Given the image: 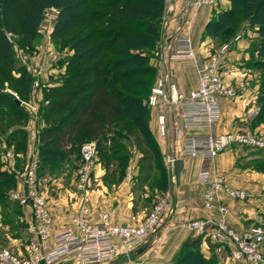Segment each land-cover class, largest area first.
<instances>
[{"label":"trees","instance_id":"16d2710c","mask_svg":"<svg viewBox=\"0 0 264 264\" xmlns=\"http://www.w3.org/2000/svg\"><path fill=\"white\" fill-rule=\"evenodd\" d=\"M229 1L227 8L219 10L218 17H214L215 12L207 21L204 36H214L219 32L224 35L233 33L239 21L247 19L249 23L257 25L259 51L263 53L264 0ZM94 4L101 8L92 7ZM47 6L60 9L53 31L55 34L77 26L76 30L65 36V39H69L66 41H76L73 42L76 50L69 56L67 65L84 64L76 68L73 76L65 75L60 84L47 86L43 92L47 100L42 105L46 125L40 132L37 175L66 159L81 141L95 140L100 157L107 159L114 141L120 142L133 136L149 146L143 154L147 164L140 162L139 166L138 178L143 184L144 180L150 178L154 163L159 170L163 166L160 146L149 126L152 107L147 99L157 75L155 65L149 63L152 57L150 50L160 39L165 0H0V81L9 79V83L13 82L10 87L17 90L21 99L27 97L29 89L26 84H29L31 77L21 65L11 68L16 60L6 35L11 31L28 37L30 42L23 39L32 47L36 42L35 31ZM100 22L105 24L100 31L86 32L87 27ZM96 33L102 40H94L83 47L84 42L93 39ZM106 52L111 55L104 56ZM256 64L262 72L257 97L258 111L254 115L255 122L259 123L264 121V56L257 59ZM10 69H14L18 75L9 74ZM85 75V80L77 77ZM2 87L3 83L0 87V124H3L2 118L12 122L26 120L23 106L17 104L16 97ZM24 137L25 130L20 124L12 127L6 136L9 148L16 157L26 149ZM108 141L110 144H107ZM2 153L0 209L3 212L9 210L6 214H10L9 221L13 224L14 219L22 213V205L8 197L7 190L17 185V179L15 172L6 166L7 161ZM158 158L160 160L156 161ZM254 169L264 173V161ZM166 180V174H162L160 189L166 187ZM200 243V235L185 239L175 253L172 264L205 263L208 258L200 249Z\"/></svg>","mask_w":264,"mask_h":264},{"label":"built area","instance_id":"2783aa9c","mask_svg":"<svg viewBox=\"0 0 264 264\" xmlns=\"http://www.w3.org/2000/svg\"><path fill=\"white\" fill-rule=\"evenodd\" d=\"M202 2L217 6L219 0H194L193 4ZM239 36L235 37L237 39ZM230 42L222 43L215 51L201 53L197 66L198 83L187 92L179 91L165 66L163 50L161 51L159 73L151 86L147 102L149 106H161L158 117V129L161 135L168 130L167 110H175L181 119V127L177 124L174 130L184 129L182 139L183 150L188 155H199L204 161L211 160L220 151L236 146L253 149H264V125L250 127L239 124L231 130L216 133H194L191 130L215 125L221 117L220 96L234 97L238 91L249 84L247 78L238 80L235 84L227 82L222 75ZM196 54L191 46L187 33H180L175 38L174 49L169 58L194 59ZM35 58V57H33ZM24 60L31 57L24 55ZM36 76L34 86L39 85L42 68L31 67ZM10 91V90H9ZM16 98L18 95L11 91ZM25 103L31 121L35 118L36 102ZM258 111L254 104L246 116H253ZM44 123V122H43ZM30 142L27 145V157L21 168L16 167L14 151L7 148L3 153L6 166L15 172L17 185L11 189L10 197L22 206H29L32 219L27 224L31 237L26 246V253L20 255L7 246L0 245V264H100L116 258L118 255L130 256L131 252L141 245L150 233L156 229L160 220L167 212H172L175 194L169 186L152 198L150 209L141 216L131 215L130 222H113L110 218V207L98 213V219L91 218V199L93 181L96 180L95 142L83 141L80 144L79 161L74 172L73 214L69 225L56 230L52 234V244L45 246V237L52 224V214L49 209L46 191L40 187L37 175L38 156L35 143L39 139L34 125L28 126ZM165 163L169 171V181L172 182V167L175 156L166 154ZM200 181L207 185L203 191L206 207L216 206L219 216L192 218L188 226L194 233H207L210 240L220 245H228L229 256L240 264L264 263V224H254L241 231L231 226L224 215L228 205L219 195V191L233 198H245L248 192L245 188L232 186L224 174H212L207 165L198 172Z\"/></svg>","mask_w":264,"mask_h":264},{"label":"crops","instance_id":"0c3cea01","mask_svg":"<svg viewBox=\"0 0 264 264\" xmlns=\"http://www.w3.org/2000/svg\"><path fill=\"white\" fill-rule=\"evenodd\" d=\"M194 0H165V6L161 20L162 50L166 58V68L170 77L179 91L187 92L195 88L198 83L197 66L199 56L206 50H210L211 36L203 34L207 21L220 7L229 6V0H219L217 6L202 2L193 4ZM180 33H187L191 46L196 54L194 59L169 58L174 40ZM248 40V39H247ZM238 37L234 40L227 52L222 75L224 79L235 84L238 80L247 78L249 85L241 88L234 97L220 96V120L211 128L204 127L191 130L194 133L224 132L233 129L239 124H248L250 127H262L264 122L256 123L253 116H246L249 109L256 104L255 94L259 88V69L242 66L248 57L249 41ZM210 41V42H209ZM257 50L254 56L257 57ZM37 59V58H36ZM159 73L157 69L156 74ZM55 76V75H54ZM51 76L50 77H54ZM161 106L151 108L149 118L150 129L156 138L164 157L166 154L175 156L172 167V182L168 181L175 194V203L172 212L164 214L155 230L141 245L135 248L130 256L118 255L116 258L104 264H172L173 257L181 243L198 234L188 226V220L192 218L217 217L219 212L214 205L209 208L204 204L203 191L206 183L200 181L198 172L207 165L212 174H224L228 182L235 187L245 188L248 195L244 199L233 198L219 191V195L228 205V211L224 217L237 231L255 223L264 215V173L252 167L238 163L239 156L243 157L247 152L244 147H232L217 153L211 160H203L199 155H188L183 150L182 139L184 129L174 130L177 124L181 127V119L172 108L167 110L168 130L161 135L158 129V113ZM248 148V147H246ZM250 149V148H248ZM246 153V154H245ZM27 157V147L23 152L14 156L15 163L21 168ZM101 167L96 168L97 177L102 175ZM98 171V172H97ZM65 173L59 175H46L48 189L49 209L52 214V224L45 237L46 248L52 244V234L69 225L73 209L75 207L73 196V183L63 181ZM100 180V179H99ZM97 181V178H96ZM55 185V186H54ZM162 190V189H160ZM144 196H148L147 189L143 190ZM110 207V218L113 222H130L131 215H142L147 212L146 207L134 206L130 186L123 180L118 186L108 185L99 181L92 191L91 218L98 219L99 211ZM22 213L14 219L13 226L0 223V245L9 247L15 253L24 255L30 233L27 224L32 219L29 206H21ZM19 221L25 223L21 225ZM19 223V224H18ZM201 250L205 256H213L215 264H240L230 259L228 245H220L209 239L207 233L201 234Z\"/></svg>","mask_w":264,"mask_h":264},{"label":"rangeland","instance_id":"374dc122","mask_svg":"<svg viewBox=\"0 0 264 264\" xmlns=\"http://www.w3.org/2000/svg\"><path fill=\"white\" fill-rule=\"evenodd\" d=\"M230 4V1H229ZM92 7L96 8H101L99 5L94 4ZM228 7V6H227ZM227 7H220L214 17H218V12L220 9H224ZM60 12V9L56 6H47L44 9L42 18L38 24V27L36 29V42L33 44L32 47H30V42L28 37L22 36V35H17L16 33H12L11 31L7 32V38H8V43L12 48L13 51V58L16 60V62L11 66L12 67H17V66H23L25 71L29 72L30 74V80L29 84L27 83L26 86L28 85L27 89H29V92L27 91V97L24 99H21L19 96L18 98L20 100L28 101V102H36V112H35V118L33 121H31V117L29 114V107H25V103L20 104L23 106L25 113H26V120L23 119L21 121H13L8 120L6 121L5 118H2L3 124H0V130H1V136L3 139H0V153L4 152L7 148H9V143L6 141V136L10 129L14 127L16 124L24 128L25 130V137H24V143L25 147H27L28 143L30 142V136H29V131H28V126L34 125L36 128V135L38 136V143H35V148L37 150V153H39V146L41 143V137H40V132L41 130L45 127L46 121L43 117L42 109H43V104H46L47 100H45L43 92L46 91L47 86H52L56 84H60L62 81V78L69 74L70 76L74 75V71L76 68H79L82 64L84 63H77L74 64L73 66L69 67L67 65V60L71 54L75 52V48L73 45V42H76L75 40L72 41H66L69 39H65V36L70 34L72 31L77 29V26L75 25L74 27L68 29L67 31L64 32H58L55 34L54 27H55V22L58 18V14ZM103 22L100 23H95L91 27L86 28V32L89 30L92 32L100 31L102 28L101 26H105V24H102ZM100 34H103L100 32ZM232 34V35H231ZM208 36H211L210 34H207ZM63 36V38H62ZM239 36L240 38L248 39L249 45L248 47L250 48V52L248 54V57L245 59H240L243 61L242 66H246L247 68H250L252 70L253 68H258V65L256 64V60L259 58H262L264 56V52L261 53L259 51V40H260V35L257 31V25H253L252 23H249L247 19L239 21L236 30L233 33L230 34H222V33H217L214 36H211V42L212 45H210V50L215 51L222 43L224 42H230L232 43L235 39V37ZM206 37V36H205ZM23 38H26L24 40ZM62 39V41H61ZM25 42H24V41ZM94 40H102V37H98L97 33L95 37L91 40H87L84 42L82 45L83 47L88 46L89 44L93 43ZM24 43H21V42ZM210 42V41H209ZM162 35H160L159 41L156 43V48L154 47L153 50H150L152 53V57L149 58V63L152 65H155L156 69L160 68V59H161V51H162ZM175 43V40H174ZM231 45V44H230ZM174 49V44L173 48ZM79 50H81L79 48ZM209 49L206 51L208 52ZM257 50V57L254 56V51ZM204 53V52H203ZM29 56L31 57V60L27 62L28 60L22 59L23 56ZM111 55L110 53L106 52L104 56ZM35 57V58H33ZM37 58V59H36ZM38 67L42 68L43 72L40 79V83L37 86H34V80L36 79V76L33 75L31 71V67ZM6 70H9V68H6ZM9 74H12L14 76L18 75V73L14 69H10L8 71ZM261 69H259V74L256 76L259 79V84L260 80L262 78L261 74ZM54 76V77H50ZM11 76V75H10ZM78 78L85 80L87 79V76H77ZM250 82V81H249ZM3 83V89L9 92H14L17 94V90L15 91L14 88H11L10 86L13 85L12 83H9V79L6 81H0V87L1 84ZM249 84H247L244 87H247ZM243 87V88H244ZM255 94V101L256 104H258V95L260 94V88L257 89ZM18 95V94H17ZM15 96V95H14ZM151 108V107H150ZM44 111V110H43ZM44 122V123H43ZM264 122V121H263ZM95 142V140L90 139ZM88 141V140H84ZM138 138L136 140L135 137H130L128 139H121L120 142L114 141V146L109 149L108 151V157L105 159L104 157H100V153L97 150L96 142H95V147H96V160L98 161L97 167H101L102 175L97 177V181H93V188L95 189L96 185L99 183V181L102 182H109V185L112 186H118L119 184L122 183L123 180L127 181L130 186V193L132 194V199L134 202V206L137 205L140 207H146V210L151 207V203L153 201V197L155 194L159 193L161 190L159 188V185L161 184V177L162 174H166V184L165 188H167L169 184V171L167 168V165L165 163L164 155L161 152V160H162V169L159 170L158 167L156 166L157 164L154 163L152 166V171H151V176L148 178L146 181L144 180L143 184L140 182L142 181L140 178H138L139 175V169H140V162L143 164H147V159L144 158V152L145 149L148 150L149 146L140 141ZM3 142V144H2ZM83 141L79 143L77 148H74L72 152L64 159L63 161L59 163H54L53 166H50L51 168H48L46 171L43 170L44 172L41 173L38 178H39V184L42 189L47 191L48 187V182L46 180L45 174L48 175H59L62 172L65 173L63 181H67V183L71 182V177H73L72 183H74V172L76 165L79 161V150H80V144ZM107 144H110L108 141ZM118 145V146H117ZM26 150V149H24ZM244 152L246 151L247 154L243 157L239 156L238 158V163L243 164L249 167L254 168L259 162L264 161V149H253V148H243ZM150 151V150H149ZM38 156V154H37ZM25 157V156H24ZM26 159V157H25ZM160 160L159 158L156 159ZM38 165H39V156H38ZM160 168V167H159ZM38 169V168H37ZM5 170V169H4ZM256 170V169H255ZM8 172L7 170H5ZM49 171V172H48ZM99 169V172H101ZM258 171V170H257ZM98 172V171H97ZM9 173V172H8ZM263 173V172H262ZM227 178V177H226ZM100 179V180H99ZM55 186V185H54ZM147 189L149 194L148 196H144L143 190ZM163 190V189H162ZM8 192V197H10V192L11 188L7 190ZM246 198V197H245ZM244 199V198H240ZM13 200V199H12ZM9 210L6 211H1L0 209V223H6L7 225L13 226L12 222L10 223L9 218H11L10 214H6ZM145 214V213H143ZM142 214V215H143ZM264 214V213H263ZM136 216H141L138 214H135ZM4 220H6L4 222ZM8 221V222H7ZM256 225V224H264V215L261 217V219L255 223H252L250 225ZM248 225V226H250ZM246 226V227H248ZM245 227V228H246ZM151 235V233H150ZM149 235V236H150ZM148 236V237H149ZM147 237V238H148ZM146 241V240H145ZM194 248H197L194 246ZM201 249V245H200ZM230 257V256H229ZM207 261L203 264H215V258L213 256H206ZM231 259V257H230ZM233 260V259H232ZM235 261V260H234ZM107 263V262H106ZM71 264V262H69ZM104 264V263H100ZM264 264V263H263Z\"/></svg>","mask_w":264,"mask_h":264},{"label":"water","instance_id":"95a60500","mask_svg":"<svg viewBox=\"0 0 264 264\" xmlns=\"http://www.w3.org/2000/svg\"><path fill=\"white\" fill-rule=\"evenodd\" d=\"M17 104H20L21 100L19 98H15Z\"/></svg>","mask_w":264,"mask_h":264}]
</instances>
